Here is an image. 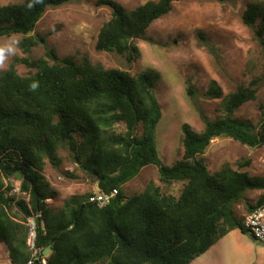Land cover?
Listing matches in <instances>:
<instances>
[{"label":"trees","instance_id":"obj_1","mask_svg":"<svg viewBox=\"0 0 264 264\" xmlns=\"http://www.w3.org/2000/svg\"><path fill=\"white\" fill-rule=\"evenodd\" d=\"M72 1L24 0L0 6V37L24 35L20 46L30 53L38 43L30 34L48 8ZM175 1L149 0L127 9L105 0L113 13L100 30L97 50L136 60L137 40L172 11ZM258 18L264 43V3L253 2L244 21L255 27ZM18 62L32 71L20 74ZM159 78L153 70L134 76L107 68L89 56L81 61L61 58L53 47L45 57L16 59L0 70V243L13 264H28L32 257L30 219L36 246L49 253V264H190L233 230L251 233L236 204L249 190L264 189V178L230 163L213 173L204 154L221 136L264 146V124L257 129L235 116L244 103L256 99L257 80L226 96L212 85L208 94L223 98L224 114L207 120L202 131L184 124L183 157L166 165L156 141L163 116L155 90ZM61 149L73 153L100 192L118 188V195L104 205L91 201L93 194L72 195L60 209L54 208L50 200L57 193L44 172L48 162L61 165ZM149 165L159 167L163 182H183L181 195L155 182L140 194H125L123 186ZM246 202L249 214L264 203V195L255 204Z\"/></svg>","mask_w":264,"mask_h":264},{"label":"rangeland","instance_id":"obj_2","mask_svg":"<svg viewBox=\"0 0 264 264\" xmlns=\"http://www.w3.org/2000/svg\"><path fill=\"white\" fill-rule=\"evenodd\" d=\"M23 1L0 0V6ZM104 1L74 0L49 7L30 34L38 40L30 53H25L20 46L24 35L0 37V47L16 41L14 51L0 60V70L8 68L16 59L45 57L53 47L61 58L73 57L81 61L89 56L95 63L127 70L134 76L147 70L157 72L160 78L155 90L163 116L157 128L156 141L166 165H173L183 157L184 124L202 131L207 120H215L224 114L223 98L208 94L212 85L218 86L226 96L238 86L248 85L256 79V99L244 103L235 116L251 122L257 129L263 126L264 43L258 34L261 18L252 27L246 24L244 16L251 3H264V0H176L172 11L157 19L145 38L137 40L140 54L134 61L96 48L100 30L113 13L112 7ZM115 1L127 9H134L149 0ZM42 37L46 41H42ZM17 69L22 75L32 71L22 62L17 63ZM118 129L123 131L124 127L120 125ZM135 131L137 133L139 129ZM60 156L63 159L61 165L55 167L48 162L44 172L51 189L57 193V197L50 200L54 208L60 209L64 200L72 195L100 192L98 182L82 171L73 153L61 149ZM204 156L213 173L230 163L236 170L264 178V146L251 147L232 137L221 136L212 141ZM151 182L176 196H180L184 188L183 182H163L159 167L149 165L122 189L127 195L140 194ZM262 195L264 189L249 190L246 199L236 204L238 214L247 217L246 201L255 204ZM0 264H13L4 243H0ZM190 264H264V245L250 232L236 229Z\"/></svg>","mask_w":264,"mask_h":264},{"label":"built area","instance_id":"obj_3","mask_svg":"<svg viewBox=\"0 0 264 264\" xmlns=\"http://www.w3.org/2000/svg\"><path fill=\"white\" fill-rule=\"evenodd\" d=\"M119 193L118 188H114L110 192H99L91 196V201H97L100 205L109 203L111 199L116 197ZM251 234L264 245V203L249 213L244 222ZM31 232L28 239V244L32 250V257L28 264H49V253L43 252L41 248L36 246V231L35 223L30 222Z\"/></svg>","mask_w":264,"mask_h":264},{"label":"clouds","instance_id":"obj_4","mask_svg":"<svg viewBox=\"0 0 264 264\" xmlns=\"http://www.w3.org/2000/svg\"><path fill=\"white\" fill-rule=\"evenodd\" d=\"M29 6L31 7L32 5L30 4ZM15 44L16 41H10L7 45L0 47V60H2L7 53L14 51L13 45Z\"/></svg>","mask_w":264,"mask_h":264},{"label":"water","instance_id":"obj_5","mask_svg":"<svg viewBox=\"0 0 264 264\" xmlns=\"http://www.w3.org/2000/svg\"><path fill=\"white\" fill-rule=\"evenodd\" d=\"M134 133H135V127H134ZM17 177H18V179H21L22 178V175H21V173H17Z\"/></svg>","mask_w":264,"mask_h":264}]
</instances>
